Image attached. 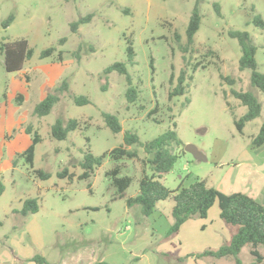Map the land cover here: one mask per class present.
Returning <instances> with one entry per match:
<instances>
[{
	"label": "rangeland",
	"instance_id": "1",
	"mask_svg": "<svg viewBox=\"0 0 264 264\" xmlns=\"http://www.w3.org/2000/svg\"><path fill=\"white\" fill-rule=\"evenodd\" d=\"M194 5L195 0H0V45L25 39L33 51L21 71L10 73L0 54V234L12 238L14 251V256L5 254L0 244V264H37L30 260L34 255L59 264L63 255L84 248L96 252L75 264H88L92 256L108 264H234L231 258H195L215 249L207 246L214 232L202 228L205 219H192L168 235L170 199L158 202L149 217L142 216L139 206L128 208L124 199H113L107 171L120 166L118 176L131 178L125 197L137 194L142 170L150 173L138 146L130 148L137 151V160L113 161L105 155L87 179L81 177L84 156L99 157L119 147L124 132L145 143L172 130L180 143L173 147L177 158L171 171L160 180L165 188L174 193L204 181L221 193L250 194L261 203L264 146L254 148L251 140L264 124V94L250 86V71L239 70L240 48L228 32L248 33L256 47L257 71L264 73V27L252 23L254 16L264 23V0H200V26L188 47L185 30ZM88 14L91 21L72 33L70 24ZM9 15L13 20L4 28ZM48 48L54 49L52 55L40 58ZM114 63L126 66L136 90L133 102L126 98L123 76L103 74ZM181 71L185 92L169 100ZM64 80L69 92L59 95L48 115L36 117L35 105ZM231 90L252 92L261 105L260 116L245 123L242 132L235 121L246 108ZM74 97L88 103L76 105ZM102 113L118 119L120 133L105 126ZM73 119L79 123L76 130L62 141L52 138L56 120L66 124ZM35 135L40 140L30 168L22 154ZM185 145L196 147L206 160H194L184 152ZM63 169L69 176L60 178ZM37 170L47 173V180L36 178ZM34 197L38 212L21 217V203ZM209 216L214 220V211ZM16 222L31 226L35 235L29 240L19 235L22 231H11ZM259 250L263 256L264 248ZM238 258L241 264H257L247 246Z\"/></svg>",
	"mask_w": 264,
	"mask_h": 264
},
{
	"label": "trees",
	"instance_id": "2",
	"mask_svg": "<svg viewBox=\"0 0 264 264\" xmlns=\"http://www.w3.org/2000/svg\"><path fill=\"white\" fill-rule=\"evenodd\" d=\"M200 0H195V5L189 17L187 27L185 30V38L187 46L193 44V38L200 26V14L198 11V3ZM215 9L218 12V6L215 4ZM92 19V14H88L79 18L76 22L70 24L72 33H76L79 26L89 23ZM13 20V16L9 15L3 22V27L6 28ZM252 23L258 27L263 28L264 23L259 16H254ZM228 36L235 39L239 45L241 56L238 61V68L240 71H250L249 82L250 86L260 93L264 94V73L257 71V64L255 61L256 47L252 44L251 38L246 32L229 31ZM64 39L60 40L63 42ZM54 49L48 48L40 53V58L52 55ZM186 52V50H184ZM0 54L3 56V66L6 72L21 71L23 65L28 61L33 54L32 49L29 48L25 39H19L7 44L0 45ZM126 57L128 65H134V53L131 45L128 43L126 48ZM198 64L192 66L193 71L196 70ZM112 72L124 77L127 84L126 98L129 102H133L136 97V90L132 86L131 77L123 63H114L103 70L104 75ZM185 81V72L181 71L177 79V85L168 94V99L171 100L176 96H181L185 92L183 86ZM69 92V87L66 80L62 81L60 86L54 90V94L46 95L39 101L34 109L33 114L36 117H44L48 115L59 100V95ZM232 96L238 100L242 106L246 108V113L235 121L236 129L242 132L245 123L258 118L261 114V105L252 92H237L231 90ZM72 101L76 105L87 104L88 100L84 97H74ZM188 103V100H186ZM153 114V111L149 115ZM105 126L113 133L121 132V125L118 119L111 114H101ZM79 126L77 120H69L66 124L62 121L56 120L50 128L52 138L62 141L66 138L69 132L76 130ZM39 136L35 135L30 146L23 152L22 157L26 164L32 168L34 145L39 141ZM176 134L172 130H168L154 139L142 143L138 136L131 132L123 133V143L117 148L112 149L107 154L99 157H94L90 153L84 156L81 165L84 170L82 174L83 179H87L92 173L93 168L99 167L105 155L113 161L123 159L137 160V151L130 149L133 146H138L145 154V160L142 163L147 165L150 171L149 175L144 172L138 180V192L132 197H125V190L131 184V178L128 176L119 177L120 166H115L105 173L109 179L110 185L114 188L113 199H124L125 205L130 208L137 205L141 209V214L144 217H149L158 202L170 199L173 202L171 208L172 224L169 228L168 235L177 234L181 226L192 219H205L208 210L214 203H217L219 209V218L228 228L230 238L216 249H205L201 253L195 254V258H231L234 264H241L238 258L242 248L249 247V254L254 258L257 264L264 260V255L260 253L259 248H264V204L258 202L247 194L236 192L231 194H224L214 188H209L204 181H194L187 187H179L174 193L165 188L160 180L163 176L169 173L176 161V155L173 154V147L179 145ZM251 146L260 148L264 146V124H262L257 134L251 140ZM36 178L39 180H47L48 174L41 170L33 171ZM68 171L63 169L58 173V177H68ZM4 191L3 184L0 182V196ZM38 197L27 198L22 202L19 214L22 217H27L36 214L39 209ZM31 261L37 264H48L42 256L34 255ZM94 264H108L103 261L95 262Z\"/></svg>",
	"mask_w": 264,
	"mask_h": 264
},
{
	"label": "crops",
	"instance_id": "3",
	"mask_svg": "<svg viewBox=\"0 0 264 264\" xmlns=\"http://www.w3.org/2000/svg\"><path fill=\"white\" fill-rule=\"evenodd\" d=\"M2 195V194H1ZM248 196L254 198L253 196H251L250 194H247ZM1 197V196H0ZM255 199V198H254ZM261 203L264 204V192H263V196L261 197ZM22 204V203H21ZM217 208V209H215ZM211 211H214V214H215V218L214 220L209 216V213ZM13 214V213H12ZM34 215V214H32ZM22 217V216H21ZM212 219V220H211ZM24 220L25 219H22V218H19V222H22L24 223ZM204 220V219H203ZM206 222H204L202 228H210L214 233L210 236L209 240H211L213 243L212 244H209L207 246H210V247H213L216 249V247H219L220 245H222L224 242L228 241L229 238H230V232L228 230V228L224 225V223L220 220L219 218V209H218V206H217V203H214L212 205V207L208 210V213H207V216L205 218ZM190 221V220H189ZM188 222V221H187ZM187 222H185L180 230L183 229V227L187 224ZM208 222V223H207ZM17 224H14V228L11 229V231H17V230H20L22 231L19 235L22 236L24 235L25 237H29L31 238L32 235H35L34 232L30 231L31 229V226L26 225L25 224H22L19 226L20 223L16 222ZM22 225H23V228H22ZM28 229V231H26V228ZM179 230V231H180ZM35 240L34 241H37L39 240V236H34ZM30 240V239H29ZM33 240V239H32ZM12 238L10 239V236L8 234H5V235H1L0 234V244H4L5 246V249L7 250L6 252H4L5 254H9L11 256H14V251H13V248H12V245H11V242H12ZM40 242V241H39ZM205 246V247H207ZM7 247V248H6ZM4 249V250H5ZM99 251V250H98ZM89 252H93L95 253L96 251H85V248L79 252L78 250H75V251H72V254H66V255H63L62 256V259H61V262H59V264H75L76 262L79 263V260L81 262V260L86 257L87 259V255ZM44 255V254H42ZM20 257V255H19ZM45 261L49 264V260L46 258V256H42ZM2 259H0L1 261ZM15 260H18L17 258H15ZM98 261H103L99 256H96V257H91V261L88 263V264H94L95 262H98ZM104 262V261H103ZM54 264V263H53Z\"/></svg>",
	"mask_w": 264,
	"mask_h": 264
},
{
	"label": "water",
	"instance_id": "4",
	"mask_svg": "<svg viewBox=\"0 0 264 264\" xmlns=\"http://www.w3.org/2000/svg\"><path fill=\"white\" fill-rule=\"evenodd\" d=\"M183 150L184 152L189 153L193 157V159L198 162H203L206 160L203 154L192 145H185ZM263 169L264 168L262 166L259 167V171Z\"/></svg>",
	"mask_w": 264,
	"mask_h": 264
}]
</instances>
